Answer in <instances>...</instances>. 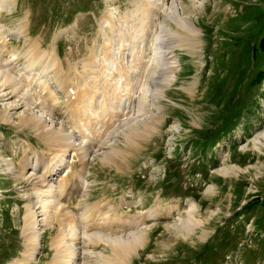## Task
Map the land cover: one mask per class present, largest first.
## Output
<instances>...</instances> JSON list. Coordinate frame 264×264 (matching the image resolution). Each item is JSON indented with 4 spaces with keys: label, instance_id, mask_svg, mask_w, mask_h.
I'll return each mask as SVG.
<instances>
[{
    "label": "rangeland",
    "instance_id": "rangeland-1",
    "mask_svg": "<svg viewBox=\"0 0 264 264\" xmlns=\"http://www.w3.org/2000/svg\"><path fill=\"white\" fill-rule=\"evenodd\" d=\"M176 1L200 34L165 60L174 0H0V76L21 81L0 77V264H264V0ZM81 131L91 156L47 178ZM133 233L142 245L114 255L106 239ZM214 243L213 263L195 252Z\"/></svg>",
    "mask_w": 264,
    "mask_h": 264
},
{
    "label": "bare ground",
    "instance_id": "bare-ground-1",
    "mask_svg": "<svg viewBox=\"0 0 264 264\" xmlns=\"http://www.w3.org/2000/svg\"><path fill=\"white\" fill-rule=\"evenodd\" d=\"M7 1H9V0H6V3H7ZM201 1L203 2V0H201ZM161 3H164L163 0H162ZM163 5H165V4H163ZM165 8H166L165 9L166 10V17L169 18L168 20H171V21H173L176 24V28L168 27L165 24L163 25V30L162 31H164V34H167V37L168 38L167 39H163L162 38V40H161V43L166 47V49L164 51H162V53H163L164 59L167 60L169 57L166 56V55L167 54H170L172 52V50L175 49L176 47H183L184 48L186 46L187 49L191 50L192 49V45L194 44V41L193 40L199 37L200 30L192 22L191 16L189 17L185 13L182 12L181 4L178 1L174 0L173 4L170 7H165ZM190 36H191V39H193V40H189ZM6 63H8V62H6ZM31 64H32V62H31ZM166 64H167V67L166 68H167V70L169 69V71L175 67L174 66L175 63L173 61L172 62H167ZM31 69H33V68H31ZM1 76H3L2 81L3 80L4 81H8V80H12L13 81V85L11 87H14V88L13 89L10 88V91L12 92V94L17 93L18 89H21V81L14 80L15 78H12L7 73H2ZM22 76H23V74H22ZM34 77L35 76H33V80H35L34 81L35 82V85L41 84V80H39L40 82H37L38 79L36 80V79H34ZM169 77H171V76L169 75ZM172 77H173L172 80H169L170 82L174 80V77L175 76L172 75ZM19 80H21V79L19 78ZM33 80H32V82H33ZM164 81H166V80H164ZM157 82H158L157 83L158 84V87L159 86L161 87L162 85L164 86L166 84V83H163V80H161V82H159V81H157ZM4 83L0 81V86H2ZM6 83H5V85H6ZM168 84H170V83L168 82ZM17 85H19V86L17 87ZM7 86H8V83H7ZM158 87H157V89H158ZM0 91H1V93L3 95L4 91L2 92V89H0ZM157 93H158V96H157L158 99L161 98V92H157ZM24 96H26V95H24ZM27 97H26V99H27ZM127 103L129 104L130 103V100L127 101ZM133 107H134V105H133ZM135 107H136V105H135ZM4 109H5V112H8L7 109H12V105H10L9 107L7 106ZM140 109H141V106L138 107V111H140ZM48 116H50V115H47V117ZM46 119H47L46 117L43 118V117H38V116H36V118H35L36 121H39V122L41 121V122H43V124H45L44 122L46 121ZM49 125H50V123H49ZM65 135H64V137H62V142H64L65 147H67V148L65 150H63L62 155L60 156V158H59V160L57 162L56 161L55 162L51 161V166L52 167L49 166L50 169L48 171H46V175H47L46 177L47 178L48 177L49 178H51V177L54 178L53 175H56L57 171L61 169V167L64 165V163H67L66 162V159H67L66 154L71 153V150H74V151L76 150V151L80 152L82 154L80 160H83L84 159V161H86V158L88 156H91V154H92L91 153L92 151L89 148V144L85 140L86 137H87V135L83 131H81L80 133H77V134H75V133H72L71 134L70 133L69 135H67V134H65ZM77 138H78L79 142H75L74 141ZM63 153L65 155H63ZM53 178H51L50 180H53ZM44 182L45 181L42 180L40 183L43 184ZM84 186L85 185L83 183V187ZM59 187H61V183L58 184V185H56L54 183H50V185L48 186V188L46 190L45 189L43 190V189H41L39 187L40 189H38L36 191L35 197L38 199L36 204L38 205L39 203H41V204H39V206L43 208V210H41V211H44V208L47 206V204H50L52 202H55V199L52 200L53 198L52 199H50V198L51 197H54V196H57V194H59V195L61 194L62 191L57 190ZM43 196L44 197L46 196L45 197V200L42 199ZM35 210H37V209H35ZM35 210H34V207H33V210L31 209L30 211H28L29 214L26 217V225H25L26 229L24 231V235H25L26 240H27V251H26V255L23 254L26 257V260H30L34 256V254L36 253V251H37V249H38V247H39V245L41 243L40 239L42 238V236H41L42 233L39 232V230H40V227L43 225L42 224L43 223L42 222L43 220H42V218H38V215H40V214L38 213V211H35ZM196 210H197V207L195 205H193L192 206V209L189 211L190 212V215L192 217L190 220L191 221H195V222L197 221V223H198V220L197 219L194 220V218H195V213L194 212H196ZM185 227H186V225H185ZM130 236H132V237L131 238H124L123 239V238H121L119 236H115V237H110V238H107L106 239V242L109 244V246H110V248H111V250H112V252H113L114 255H117V256H119V255H126V256H128L129 253L131 251H133L134 248L137 245H142V242H143V234L142 233H135V234L133 233V235H129V237ZM84 237H85V235H84ZM133 253H135V252H133ZM76 255H78L77 251H75V253L72 255V257L70 259H66V256H64L61 261H63V264H72V262L74 261L73 259L76 257ZM71 260H73V261H71ZM13 264H16V263H13Z\"/></svg>",
    "mask_w": 264,
    "mask_h": 264
},
{
    "label": "trees",
    "instance_id": "trees-1",
    "mask_svg": "<svg viewBox=\"0 0 264 264\" xmlns=\"http://www.w3.org/2000/svg\"><path fill=\"white\" fill-rule=\"evenodd\" d=\"M259 47H260V49H262V50H264V36L260 39V44H259ZM264 78V69L260 72V74H259V78H258V80L261 82L262 81V79ZM257 198V197H256ZM254 199V198H253ZM263 200H264V195H263V198H262ZM252 202H256L255 204H252ZM259 203V200L258 199H255V200H249V201H247L240 209H241V211L243 210V209H245V208H247L248 206H255V205H257ZM264 205V204H263ZM259 207V206H258ZM239 209V210H240ZM248 209V208H247ZM248 210H250V209H248ZM238 214V213H237ZM212 239V237L210 238V239H207L206 241H210ZM214 245H218V244H212V245H208V246H206V247H202L203 249L202 250H200V251H195L196 253H199V252H201V251H203V252H205V253H209V257H208V260L211 262V263H213V260H212V258H210V255H211V253H210V251H209V247H212V246H214ZM204 248H205V250H204ZM220 249V246L218 245V250ZM218 250H217V252H216V254H214V257H216V259H217V254H218Z\"/></svg>",
    "mask_w": 264,
    "mask_h": 264
}]
</instances>
